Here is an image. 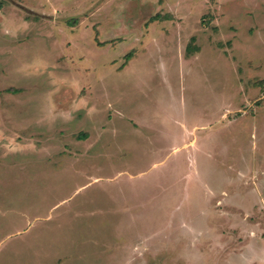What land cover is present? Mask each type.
Returning <instances> with one entry per match:
<instances>
[{
    "label": "rangeland",
    "instance_id": "1",
    "mask_svg": "<svg viewBox=\"0 0 264 264\" xmlns=\"http://www.w3.org/2000/svg\"><path fill=\"white\" fill-rule=\"evenodd\" d=\"M0 264H264V0H0Z\"/></svg>",
    "mask_w": 264,
    "mask_h": 264
},
{
    "label": "trees",
    "instance_id": "2",
    "mask_svg": "<svg viewBox=\"0 0 264 264\" xmlns=\"http://www.w3.org/2000/svg\"><path fill=\"white\" fill-rule=\"evenodd\" d=\"M8 92L14 93L15 91L12 89H9Z\"/></svg>",
    "mask_w": 264,
    "mask_h": 264
},
{
    "label": "crops",
    "instance_id": "3",
    "mask_svg": "<svg viewBox=\"0 0 264 264\" xmlns=\"http://www.w3.org/2000/svg\"><path fill=\"white\" fill-rule=\"evenodd\" d=\"M256 195H258V193H256Z\"/></svg>",
    "mask_w": 264,
    "mask_h": 264
}]
</instances>
